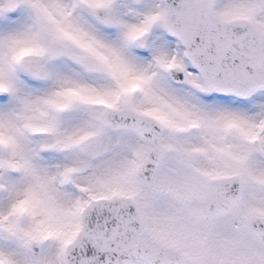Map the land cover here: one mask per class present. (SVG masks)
<instances>
[{"label": "snow or ice", "instance_id": "1", "mask_svg": "<svg viewBox=\"0 0 264 264\" xmlns=\"http://www.w3.org/2000/svg\"><path fill=\"white\" fill-rule=\"evenodd\" d=\"M0 264H264V0H0Z\"/></svg>", "mask_w": 264, "mask_h": 264}]
</instances>
